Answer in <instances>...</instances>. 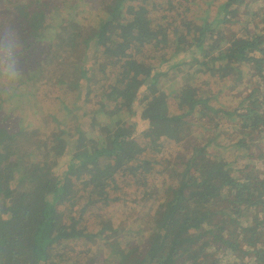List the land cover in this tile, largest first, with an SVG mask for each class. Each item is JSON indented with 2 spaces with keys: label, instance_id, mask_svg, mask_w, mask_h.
Returning <instances> with one entry per match:
<instances>
[{
  "label": "trees",
  "instance_id": "trees-1",
  "mask_svg": "<svg viewBox=\"0 0 264 264\" xmlns=\"http://www.w3.org/2000/svg\"><path fill=\"white\" fill-rule=\"evenodd\" d=\"M255 1L0 0V264H264Z\"/></svg>",
  "mask_w": 264,
  "mask_h": 264
},
{
  "label": "clouds",
  "instance_id": "clouds-1",
  "mask_svg": "<svg viewBox=\"0 0 264 264\" xmlns=\"http://www.w3.org/2000/svg\"><path fill=\"white\" fill-rule=\"evenodd\" d=\"M23 51L24 41L19 31L12 24H0V81L10 86L19 82L22 77L20 57Z\"/></svg>",
  "mask_w": 264,
  "mask_h": 264
},
{
  "label": "rangeland",
  "instance_id": "rangeland-1",
  "mask_svg": "<svg viewBox=\"0 0 264 264\" xmlns=\"http://www.w3.org/2000/svg\"><path fill=\"white\" fill-rule=\"evenodd\" d=\"M251 9H252V13H257V18H254V20L250 21V24H249L250 29L254 28V30H255L257 27L261 28V25L264 24V0L255 1V4L253 6H251ZM245 11H246V9H245ZM244 14H246V13H244ZM229 29H230V27H228L227 31H229ZM233 30H234V33H236L237 35L241 34L240 25L236 24V26H235V28H233ZM240 85H241L240 91H241V93H243L242 88H244V90H246V87H248V83L246 84V83L242 82V83H240ZM237 91H238V88L225 90L222 93V96H220V98H219V102H220L219 105H222L223 107H225L228 110L235 108L238 105V97L240 96V94ZM147 126H148L147 122H145V121L141 122L142 129H145ZM222 129H223V133H222L223 138H227V137H230L232 135L230 130H225L224 128H222ZM149 137H150V141H151L150 142L151 148H152V146H154L153 145L154 139H156L159 142H162V140L164 139V137H162V136L158 137V136H155V134H153V135L149 134ZM232 137H233V135H232ZM177 150H179V148ZM260 163H261V165H257L255 170L257 171V173L264 174V164H263L264 162L262 161ZM226 258H228V257H226ZM221 260L223 261V258Z\"/></svg>",
  "mask_w": 264,
  "mask_h": 264
}]
</instances>
